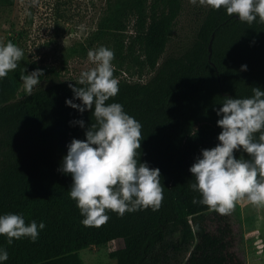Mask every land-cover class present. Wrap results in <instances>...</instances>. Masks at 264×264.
<instances>
[{
	"label": "trees",
	"instance_id": "16d2710c",
	"mask_svg": "<svg viewBox=\"0 0 264 264\" xmlns=\"http://www.w3.org/2000/svg\"><path fill=\"white\" fill-rule=\"evenodd\" d=\"M14 2L0 0V7ZM107 10L95 42L115 40L119 54L127 51L120 65L130 56L128 69L153 72L146 82L131 81L117 79L114 68L119 92L106 103L122 104L141 123L137 160L160 169L161 206L123 216L108 210L109 219L99 227L81 223L69 195L72 176L59 169L68 143L85 139L94 118L91 111L80 113L66 104L75 79L32 61L28 70L42 69L39 78L52 81L31 96L17 97L12 79H0V215L21 214L26 224L43 221L46 227L34 243L21 238L9 245L0 235V247L9 253L4 264H85L82 249L118 239L124 246L111 253L117 264H243L234 252L228 214L193 203L201 197L190 187L195 178L189 169L202 149L219 143L216 109L221 103L227 97H251L254 87L264 90V24L241 22L238 14L230 17L223 8L208 7L191 45L161 59L181 0H114ZM129 14L135 16V34L126 42L119 36L126 31L121 18ZM80 119L85 128L70 123ZM235 155L248 158L243 151Z\"/></svg>",
	"mask_w": 264,
	"mask_h": 264
},
{
	"label": "clouds",
	"instance_id": "9594fccd",
	"mask_svg": "<svg viewBox=\"0 0 264 264\" xmlns=\"http://www.w3.org/2000/svg\"><path fill=\"white\" fill-rule=\"evenodd\" d=\"M193 5L197 0H190ZM199 5L226 10L228 16L238 14L241 22L264 24V0H199ZM23 50L9 41L0 44V79L18 66ZM87 58L94 65L80 73L75 84H69L73 97L66 104L80 113L91 111L94 122L85 130V139L73 138L67 145L60 171L71 174L70 198L76 202L85 227H99L109 219L106 211L123 216L125 212L148 209L156 211L163 200L160 169L138 162L142 125L124 110L122 104L106 103L119 92L113 76L114 52L100 46L90 49ZM247 65H242L246 70ZM44 75L42 69L21 74L24 93L31 96ZM248 98L227 97L216 109L219 143L201 150L189 171L194 182L191 189L200 194L193 203L226 215L236 202L246 197L254 206H264V90L252 89ZM79 100V103L76 101ZM70 123L85 128L83 119ZM258 134V136H257ZM236 151L248 154L237 158ZM43 221L26 224L23 215H0V235L11 245L14 240L28 238L36 242ZM9 259L0 247V264Z\"/></svg>",
	"mask_w": 264,
	"mask_h": 264
},
{
	"label": "rangeland",
	"instance_id": "374dc122",
	"mask_svg": "<svg viewBox=\"0 0 264 264\" xmlns=\"http://www.w3.org/2000/svg\"><path fill=\"white\" fill-rule=\"evenodd\" d=\"M108 1L114 0H15L10 7H0V44L11 41L23 50L15 70L8 73L16 87L17 97L25 95L21 74L31 72L29 63L55 68L67 80L78 79L84 70L94 67L87 58L90 49L105 46L114 52L113 69L116 78L146 82L153 72L135 66L120 65L126 49L119 54L115 40L96 41L98 23L107 15ZM182 10L175 21L171 38L161 59L182 54L192 43L196 30L208 7L181 0ZM126 31L119 38L129 42L135 34V16L121 18ZM37 89L48 85L52 78H39ZM235 232L234 252L243 264H264V206H254L247 198L236 202L228 213ZM122 239L82 249L79 254L85 264H117L111 253L122 248Z\"/></svg>",
	"mask_w": 264,
	"mask_h": 264
},
{
	"label": "water",
	"instance_id": "95a60500",
	"mask_svg": "<svg viewBox=\"0 0 264 264\" xmlns=\"http://www.w3.org/2000/svg\"><path fill=\"white\" fill-rule=\"evenodd\" d=\"M210 50H212V46H211V44H210Z\"/></svg>",
	"mask_w": 264,
	"mask_h": 264
}]
</instances>
